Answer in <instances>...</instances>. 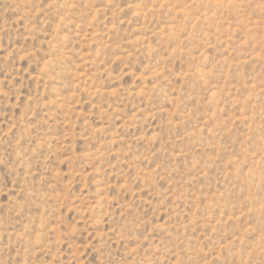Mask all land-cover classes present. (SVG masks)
Returning <instances> with one entry per match:
<instances>
[{"label":"rangeland","instance_id":"1","mask_svg":"<svg viewBox=\"0 0 264 264\" xmlns=\"http://www.w3.org/2000/svg\"><path fill=\"white\" fill-rule=\"evenodd\" d=\"M0 264H264V0H0Z\"/></svg>","mask_w":264,"mask_h":264}]
</instances>
